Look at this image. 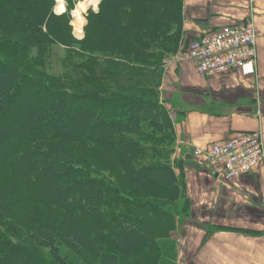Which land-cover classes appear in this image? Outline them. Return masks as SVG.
<instances>
[{
    "label": "trees",
    "instance_id": "obj_1",
    "mask_svg": "<svg viewBox=\"0 0 264 264\" xmlns=\"http://www.w3.org/2000/svg\"><path fill=\"white\" fill-rule=\"evenodd\" d=\"M50 1L18 0V8L9 17L12 30L3 33L0 29V43H8L5 42L6 39L11 40L19 44L23 51H27V46L36 43L46 50L45 47L50 45L52 38L49 33L43 32L42 26L50 8ZM174 2V9L165 11L163 8L166 3L161 6L156 0H106L100 13L105 20L103 25L111 28V32L120 30L123 33L127 28L132 31L141 29L138 51L119 53L116 45L126 40L127 36L124 35L123 38V35L116 34L112 38L114 35L111 33L108 40L111 49L103 51L98 38L100 33L96 32L94 36L86 39L89 42L88 49L93 47L90 54L76 53L73 61L67 58L68 67L62 72L66 82L58 78H53V81L44 79L38 72L37 64L31 62L25 53L14 56L10 48L7 50L4 47L0 50V163L18 174L32 199L61 210L65 217L73 215L84 223L89 221L95 226L94 230L98 231L100 239L107 243L114 242L118 249L135 254L136 257H130L126 264H156L157 260L146 254L151 251L153 243L156 244L158 237L169 236L176 224V216L188 214V207H182L174 213L161 209L155 211L148 200L134 201L97 175H91L87 170L70 164V160L62 158L60 154L53 157L44 148L36 146L53 141L74 142L88 148L98 144H119L120 165L127 176L150 184L156 182L162 192L168 191L166 199L175 200L181 197L188 203L183 189L184 175L178 160L176 166L179 174L175 176L170 164L164 167L155 164L136 166L134 162L125 159L129 154L138 159L144 158L141 154L143 152L137 146L140 138L155 136L169 140V129L163 123L165 113L154 99V92H145L148 87L146 84L152 85L153 90L156 89L160 70L152 65V57L144 63H138L139 57L136 58V55L139 56L142 52L140 57L143 56V51L149 48L159 49L153 54L161 53L160 50H173L178 39L176 33L182 22V0ZM139 12L142 18L138 19ZM157 15L161 16V25L157 30L144 31L143 25L146 23L156 24L154 18ZM52 18L62 19V26L68 23L65 14L61 17L52 15ZM121 23L124 28L120 26ZM34 29L37 36H33L28 43L31 38H26L31 36L30 31ZM105 31L108 32L106 28ZM98 62L105 63V68L99 69ZM69 74L74 76V80L71 81ZM99 75H104L103 79L111 84L112 78L121 77L125 80L122 83L113 82V86H86L90 84V78L98 79ZM54 82L56 86L52 85ZM30 87L50 91V94L45 99H35L29 91ZM73 87L78 91L72 93ZM133 87H137L139 92H135ZM59 95H70L73 98V104L66 113L57 106H51L52 96ZM85 101L89 102L87 107L90 109L83 105ZM104 105H113V108H105ZM99 115L107 120L106 123L98 118ZM9 141L15 144L10 146ZM27 148L36 150L32 153L21 152ZM174 179L180 180V195ZM8 197L4 201L0 200V210L7 206ZM149 217L158 218L161 225L160 235L152 234L147 229ZM29 225L36 229L33 223ZM54 230L52 227L49 234L35 233L33 236L36 237L34 241L37 244L51 246V260L48 261L40 257V251L35 246L26 245L22 241H11L8 234L0 231V245L1 242L6 245L0 251V264H87L84 255L96 254L97 249L87 248L84 239L75 234L67 237L63 247L67 251L60 250L57 244H50L54 242ZM82 252L85 254L82 255ZM112 257H106V264H109Z\"/></svg>",
    "mask_w": 264,
    "mask_h": 264
},
{
    "label": "rangeland",
    "instance_id": "obj_2",
    "mask_svg": "<svg viewBox=\"0 0 264 264\" xmlns=\"http://www.w3.org/2000/svg\"><path fill=\"white\" fill-rule=\"evenodd\" d=\"M161 6H164L166 3V7L163 8L165 11H172L175 6L174 0H167V1H159L156 0ZM86 3L88 0H64L65 10L60 13L59 15L56 14L53 9L58 6V0H51L50 1V8L47 11V15L44 19V24L42 26L43 32L50 34L52 38V42L48 47H45L46 50H43L41 45L32 44L27 46V51H23L21 46L16 42L11 40H7L5 42L8 43H0V50L2 48H10L12 50L11 54L14 56H19L20 54H26L27 58L37 64V69L40 74L44 77V79H49L53 81V78L60 79L63 82H66L65 74L62 73L66 66L68 67L67 58L71 61L74 60L76 53H82V55L90 54V50L88 49V44L86 39L94 36L96 32H99L98 38L101 40L99 41L100 46L103 51L110 50V44L108 40L111 38L110 33L113 34L112 38L116 37V34L123 35L122 37L125 38L124 35L127 36V39L119 42L116 47L119 53L125 52H137L138 45L140 38L141 29H136L134 31L127 28L123 33L120 30H116V32H111V28H107L103 25L105 23L103 14L100 15L102 10L104 9V3L106 0H101L99 4V12L95 13L92 10L90 4H88L86 11L80 10L79 4ZM102 5V7H101ZM18 8V0H0V29L3 33H8L11 31L12 25L11 21L9 20L10 14ZM141 8H138V10ZM78 11L79 14V21H75V12ZM129 13V12H127ZM63 14L68 19V23L66 26H62L61 20L52 18V15L57 17H61ZM80 17H83L87 23L81 25L80 24ZM161 16L157 15L155 20V25L146 23L143 25V29L149 31H156L157 28L161 25ZM110 19V17H108ZM142 18L141 12H139L138 19ZM182 20V17H181ZM74 24H79L78 31L75 30ZM120 26L124 28V25L121 23ZM108 32L105 31V28ZM81 30L83 31V39H80ZM31 36H28L26 40L30 39L28 43H30L33 39V36H37V32L35 29L30 31ZM183 34L180 33V30H177L176 36V47L173 46L172 51H162L159 54L157 53L159 49L149 48L143 51V56L140 57L141 53H139L136 58L139 57L137 60L138 63H144L145 61L151 59L154 66H157V70L160 73L159 77V84L157 85L156 89L153 90L151 87L152 85H147L145 92H149L152 90V94L154 92L155 100L158 103L159 107L165 113V119H163V123L167 129H169L170 136L168 137L169 140L165 141L162 139H158L155 136H151L149 138H140L139 144H137L138 149H141L144 155V158L138 159V157L129 154L127 161L134 162L136 166H141L143 164H155L164 167L166 164H170L172 169H174V174L179 170L176 166V160L179 158L180 155L184 151L192 152L194 150V146H190L188 142L184 139L181 140L182 143H185L181 148L178 150L180 146V142L178 143L179 135L183 137L186 135L192 136L190 134V128L195 127L197 117L194 119L191 117V114H195L196 112H192L194 109H198L196 102L194 101V97L190 94L182 95V91H187V88L191 89L187 92L193 94L196 93L194 90L197 88H191L188 86L189 84L186 83V80H189L191 77L194 79V76L191 72L192 65H190L191 61L189 62L185 59L183 52L187 49L188 42L192 39L189 38L187 35L182 36ZM141 37V36H140ZM145 37V34H144ZM162 39V37H160ZM86 40V41H85ZM257 40V39H256ZM83 41H85L83 43ZM160 42V41H159ZM4 45V46H3ZM148 45V44H147ZM156 56V57H154ZM107 58V56H106ZM114 58V56H112ZM119 63L121 62L120 58H118ZM188 64V71H186V66L184 64ZM105 63L98 62L99 69L105 68ZM63 74V75H62ZM189 75L191 77H189ZM70 76V74H69ZM202 77V76H201ZM104 75H99V78L96 79H89V85L86 86H99V85H111L113 86V82L120 83L122 80H125L121 77L112 78L110 80L111 83L105 81ZM204 80L208 79L206 77H202ZM71 81L74 80V76H70ZM117 81V82H116ZM122 83V82H121ZM188 84V85H187ZM52 85L56 86L55 82ZM115 86V85H114ZM79 90H82L79 89ZM135 92H139L137 87H133ZM171 90H182L181 92H171ZM30 93L33 94L35 99L43 97L42 99L46 98L47 94H50V91H41L40 89H35L30 87ZM41 91V92H40ZM78 91L75 87L72 88V93ZM80 92V91H79ZM42 93V94H41ZM105 94V93H104ZM199 94V92H198ZM52 107L57 106L60 109H63V113H66L67 109L73 104V98L70 95L63 96L59 95L57 97L52 96ZM206 104H209L207 98L205 99ZM72 102V103H71ZM89 102L85 101L83 105L87 107ZM92 105V104H91ZM201 110L210 112L212 110L211 107L207 105H202ZM105 108H113V105H104ZM109 110V109H107ZM206 112V113H207ZM104 123L107 120H104L103 117H98ZM192 119V120H191ZM185 123V125H184ZM162 140V141H160ZM10 146L15 144L9 141ZM144 142V143H141ZM176 143H178L176 145ZM8 144V145H9ZM39 148H44L49 155L56 157L59 154L62 158L70 160L68 161L70 164L79 167L80 169H85L91 175H97L98 177L105 180V182L118 189L121 194L125 195L133 199L134 201L141 202L144 200L149 201V205L152 207L153 210L157 211L156 209H161L163 211H169L174 213L175 210H179L182 207H190V199H188V203L184 202L183 198L177 199H166L168 191L162 192L156 182L149 183L142 180H136L130 176H127L126 173L123 172V167L120 165V158H119V144L115 145H106V144H98L91 148L80 146L74 142H64V141H53V142H45L39 146ZM137 149V150H138ZM36 150V148H27L21 150L24 152L32 153ZM118 151V152H117ZM156 155H153L155 154ZM58 154V155H57ZM138 154L137 155H141ZM193 159V158H192ZM191 159V160H192ZM203 162H205L204 158H200ZM207 166L206 163H204ZM182 167V166H181ZM138 168V167H137ZM180 179V175L177 176ZM174 179V182L177 183L178 195H180V180ZM185 183V182H184ZM168 186V185H167ZM169 187V186H168ZM183 189L185 190L186 194V186L183 185ZM9 196L8 204L3 209L0 210V231H4L6 234L9 235V239L11 241L17 240L22 241L24 244H30L35 246L36 249L40 251V257L51 260V246H44L37 244L35 242V238L33 237L35 233L39 234H49L50 228L54 227L55 230L53 233L56 235L54 236V242L50 244H57L60 250H66L65 242L67 241V237H70L69 234L79 235L84 239V242L89 249H97L96 254H85L84 259L87 264H106V257L107 256H115L112 257V260L109 264H126L129 262L130 257H136L135 254L130 252H125L118 249L116 244L107 243L100 239L97 235L95 226L90 224L89 221L85 223L80 221L79 218L73 215H66L62 213L61 210L48 205L46 203H41L40 200H35L30 197L29 190L25 183L20 179L18 174L12 171V168L3 165L0 163V200L4 201L5 197ZM187 197V196H186ZM102 210V209H100ZM187 211V212H188ZM159 217V216H158ZM35 222V223H34ZM29 223L34 224L33 229L30 227ZM147 224L149 226V232L155 235H160L161 225L158 221V218L151 219L150 217L147 218ZM146 226V225H145ZM143 227V226H142ZM144 228V227H143ZM174 229L171 231L169 236L167 237H158L156 239V244L153 243V247H150L151 251L146 254V256L155 258L157 260L156 264H177L176 261V244L174 239ZM10 245V242L7 243V246ZM6 246L5 243L1 242L0 251L4 250ZM43 255V256H42ZM10 257V254L7 255ZM142 257V256H140ZM31 258H33L31 256ZM60 263V262H59Z\"/></svg>",
    "mask_w": 264,
    "mask_h": 264
},
{
    "label": "crops",
    "instance_id": "obj_3",
    "mask_svg": "<svg viewBox=\"0 0 264 264\" xmlns=\"http://www.w3.org/2000/svg\"><path fill=\"white\" fill-rule=\"evenodd\" d=\"M181 13L182 36L196 39L251 20L257 43L255 71L248 76L234 69L204 80L189 60L184 64L186 71L192 65L194 79L189 75L186 83L196 93L189 88L171 92L190 94L199 108L191 114L197 117L190 128L194 138L179 135L178 150L183 139L205 149L244 131H259L264 145V0H182ZM201 104L212 110L206 113ZM179 159L190 207L175 218L177 264H264V165L227 183L192 152L184 151Z\"/></svg>",
    "mask_w": 264,
    "mask_h": 264
},
{
    "label": "built area",
    "instance_id": "obj_4",
    "mask_svg": "<svg viewBox=\"0 0 264 264\" xmlns=\"http://www.w3.org/2000/svg\"><path fill=\"white\" fill-rule=\"evenodd\" d=\"M257 32L251 20L191 39L183 52L200 76H222L237 69L248 76L255 71ZM193 154L204 158L207 168L221 182L232 183L264 165V145L259 131H244L213 143Z\"/></svg>",
    "mask_w": 264,
    "mask_h": 264
},
{
    "label": "clouds",
    "instance_id": "obj_5",
    "mask_svg": "<svg viewBox=\"0 0 264 264\" xmlns=\"http://www.w3.org/2000/svg\"><path fill=\"white\" fill-rule=\"evenodd\" d=\"M100 2H101V0H88L87 4L86 3H80L79 8L81 10L86 11L88 4H90L93 12L98 13L99 12L98 6H99ZM64 10H65L64 0H58V6L56 8H54L53 11L59 15ZM85 23H87V21L83 17H80V24L83 25ZM79 38L83 39V31L82 30H81V34H80Z\"/></svg>",
    "mask_w": 264,
    "mask_h": 264
},
{
    "label": "bare ground",
    "instance_id": "obj_6",
    "mask_svg": "<svg viewBox=\"0 0 264 264\" xmlns=\"http://www.w3.org/2000/svg\"><path fill=\"white\" fill-rule=\"evenodd\" d=\"M80 3H81V2H80ZM78 6H79V5H78ZM80 10H81V9H80ZM77 14H78V11L75 12V18H77L75 21H77V20L79 21V14H78V15H77ZM74 25H76V26H75V30L78 31L79 24H74ZM79 35H80V34H79Z\"/></svg>",
    "mask_w": 264,
    "mask_h": 264
},
{
    "label": "water",
    "instance_id": "obj_7",
    "mask_svg": "<svg viewBox=\"0 0 264 264\" xmlns=\"http://www.w3.org/2000/svg\"><path fill=\"white\" fill-rule=\"evenodd\" d=\"M185 159L189 158V154H187L185 157ZM183 160H179V163H182Z\"/></svg>",
    "mask_w": 264,
    "mask_h": 264
}]
</instances>
